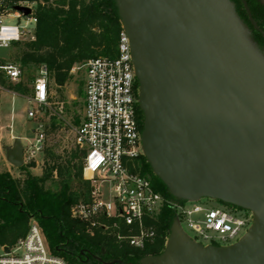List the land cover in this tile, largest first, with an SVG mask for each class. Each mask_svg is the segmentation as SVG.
<instances>
[{
    "label": "water",
    "instance_id": "95a60500",
    "mask_svg": "<svg viewBox=\"0 0 264 264\" xmlns=\"http://www.w3.org/2000/svg\"><path fill=\"white\" fill-rule=\"evenodd\" d=\"M116 5L139 85L142 151L153 172L177 201L207 197L252 213L247 232L227 245L193 239L175 217L163 252L139 264H264V46L232 0ZM7 160L25 164L21 137Z\"/></svg>",
    "mask_w": 264,
    "mask_h": 264
},
{
    "label": "built area",
    "instance_id": "2783aa9c",
    "mask_svg": "<svg viewBox=\"0 0 264 264\" xmlns=\"http://www.w3.org/2000/svg\"><path fill=\"white\" fill-rule=\"evenodd\" d=\"M24 5L32 9L30 14L14 8ZM38 18L33 3L20 4L12 0H0V47H11L28 39H36ZM85 70L84 112L82 122L75 127L76 143L84 151V178L92 185L91 199L73 207L75 217L94 227L110 225L100 218H115L127 227L118 238L131 246L143 248L154 241L156 227L153 223L162 209L170 204L184 228L186 224L194 237L204 244H225L238 241L252 224V213L238 207H209L200 200L177 201L155 189L149 177L135 170L136 160L143 155L141 123L138 117L139 86L132 62L129 36L122 29L115 57L98 56L84 64L74 66ZM10 80L19 81L23 70L20 63H0ZM49 72L42 67L32 83L33 93L28 97L30 118L38 117V109L49 104L51 88ZM33 138H26L23 158L26 165L37 161L45 150L46 133L43 124L34 131ZM108 185V197L104 198L103 186ZM98 218V219H97ZM185 230V228H184ZM186 231V230H185ZM187 232V231H186ZM220 245V244H218ZM4 250V247H3ZM0 264H70L63 257L53 254L43 230L32 222L27 234L20 237L9 251L0 254Z\"/></svg>",
    "mask_w": 264,
    "mask_h": 264
},
{
    "label": "trees",
    "instance_id": "16d2710c",
    "mask_svg": "<svg viewBox=\"0 0 264 264\" xmlns=\"http://www.w3.org/2000/svg\"><path fill=\"white\" fill-rule=\"evenodd\" d=\"M34 1L38 18L36 39L18 44L15 56L22 70L25 67H46L54 84L60 87L73 77L71 70L75 65L98 56L117 55L123 27L116 0ZM250 6L253 17L264 31V9L256 0L251 1ZM238 12L262 46L264 34L251 24L245 9ZM34 80L30 75L28 81ZM84 84L80 82L81 94H84ZM0 88L20 96L33 93L27 83L21 80L12 83L3 71H0ZM137 108L143 127V112L139 106ZM55 120L53 116L52 129L56 128ZM74 122L80 125L82 118L76 116ZM46 155L42 174H35L30 169L34 163L19 167V176L8 169L0 170L1 246L15 245L20 237L27 234L31 223L37 222L50 251L70 264H139L143 257L163 252L176 215L172 205H166L153 221L157 233L154 241L143 248L131 246L118 238V228L113 227L115 222H119L121 232L126 233L127 227L120 220L100 218L111 226L105 229L103 225L92 227L72 213L76 204L91 199L92 185L84 178V151L75 147L70 156H63L50 148ZM135 170L149 177L156 190L170 199L174 198L153 172L144 154L136 160ZM114 259L122 263H112Z\"/></svg>",
    "mask_w": 264,
    "mask_h": 264
},
{
    "label": "rangeland",
    "instance_id": "374dc122",
    "mask_svg": "<svg viewBox=\"0 0 264 264\" xmlns=\"http://www.w3.org/2000/svg\"><path fill=\"white\" fill-rule=\"evenodd\" d=\"M20 4L33 3L36 6L34 0H12ZM28 41L23 39L22 41L14 44L11 47H0V63L6 61L17 62L15 59L18 52V44ZM19 63V62H17ZM77 64L76 66H79ZM40 69L35 68H23V73L20 78L21 81L27 83L29 88L32 89V83L29 82V76L34 78L39 76ZM73 77L63 86H57L54 84L53 79L48 76L50 82V99L49 104L43 109H38V117L30 118L28 116V108L32 105L28 102L29 95L26 96H14V92L9 89L0 88V170L10 169L15 176L20 175V170L13 166L7 160V150L12 147L16 137L22 138V144H26V138H33L35 136V129L39 124L44 125L46 133L45 150L40 153L37 161L30 167L35 174H42L43 169L46 166L47 150L52 148L63 156H70L72 150L75 147H80L76 143L75 137V124L74 119L76 116L83 117L84 112V94L79 92L80 82H85V70L76 68L71 70ZM19 80V81H20ZM12 83L18 81L10 80ZM85 86L83 85V88ZM84 92V89H83ZM56 118V128H51L52 117ZM104 198L108 197V185L103 186ZM201 201L206 203L209 207H235L234 205H227L226 203L212 198H202ZM245 210L244 208L239 207ZM247 210V209H246ZM98 219V218H97ZM188 234L194 237V233L186 224H183ZM220 245L225 243L219 239L214 240ZM4 252L3 246L0 245V254Z\"/></svg>",
    "mask_w": 264,
    "mask_h": 264
},
{
    "label": "flooded vegetation",
    "instance_id": "af4514ba",
    "mask_svg": "<svg viewBox=\"0 0 264 264\" xmlns=\"http://www.w3.org/2000/svg\"><path fill=\"white\" fill-rule=\"evenodd\" d=\"M232 1H234V3H235V5H236V9H237V11H242L243 9H245L246 11H247V7H249V9H250V11H251V13H252V9H251V6H250V2L251 1H253V0H245L246 1V3H247V5L244 3V0H232ZM256 2L258 3V5H261V7L264 9V5H263V3H262V0H256ZM247 14H248V12H247ZM242 17V16H241ZM252 17H253V14H252ZM243 19H244V17H242ZM248 18H249V20H250V17H249V14H248ZM254 18V17H253ZM255 19V18H254ZM245 20V19H244ZM256 21V20H255ZM245 22H246V20H245ZM250 22H251V20H250ZM257 22V21H256ZM247 23V22H246ZM248 24V23H247ZM251 24H252V22H251ZM257 24H258V22H257ZM253 25V24H252ZM254 26V25H253ZM262 46H264V44L262 45Z\"/></svg>",
    "mask_w": 264,
    "mask_h": 264
},
{
    "label": "crops",
    "instance_id": "0c3cea01",
    "mask_svg": "<svg viewBox=\"0 0 264 264\" xmlns=\"http://www.w3.org/2000/svg\"><path fill=\"white\" fill-rule=\"evenodd\" d=\"M14 94V96H17V94L16 93H13ZM20 96V95H19ZM0 129H2V127L0 128ZM8 170H10V169H8ZM11 171V170H10ZM3 247H5V246H3Z\"/></svg>",
    "mask_w": 264,
    "mask_h": 264
}]
</instances>
